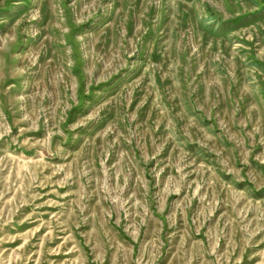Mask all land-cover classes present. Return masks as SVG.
Here are the masks:
<instances>
[{
  "label": "rangeland",
  "instance_id": "obj_1",
  "mask_svg": "<svg viewBox=\"0 0 264 264\" xmlns=\"http://www.w3.org/2000/svg\"><path fill=\"white\" fill-rule=\"evenodd\" d=\"M0 264H264V0H0Z\"/></svg>",
  "mask_w": 264,
  "mask_h": 264
}]
</instances>
